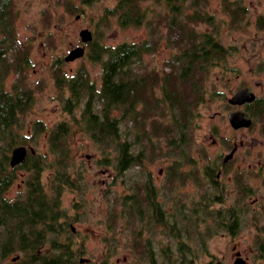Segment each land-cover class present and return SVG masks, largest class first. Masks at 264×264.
<instances>
[{"label": "rangeland", "instance_id": "1", "mask_svg": "<svg viewBox=\"0 0 264 264\" xmlns=\"http://www.w3.org/2000/svg\"><path fill=\"white\" fill-rule=\"evenodd\" d=\"M116 1L93 0L85 3L82 0H72L71 5H68V0H8L12 38L22 43L29 50L26 72L23 68L25 80L23 77L20 78L33 87L34 93V101L31 107L20 117L21 120H24V127L21 132L29 136L28 141L22 143L31 145L39 151L47 152V131L59 121H66L71 124L70 131L67 133L70 161L74 168L83 171L84 179L82 181L87 183V187L83 190L82 195L86 199L85 204L88 205L90 212L89 220L78 223V228L82 232H85L89 226L95 229L98 227L101 191L104 190V185L107 189L110 186L104 181H131L136 172L128 169L120 175L123 179L119 178L120 176L115 178L111 168L115 165V158L110 154L109 163H107L105 161L106 154H103L101 148L89 138L82 129L81 123L78 120L75 123V118L78 119L81 107L79 106L69 113L63 109V100L69 94L66 82L71 76H75L79 70L84 71L86 79L88 78L96 89L101 83V61L106 56L101 55L96 59L91 56L90 42L84 44L80 38L79 31L81 29L88 28L91 30L93 37L102 46H113L122 41L140 42L147 38L158 40L155 48L144 52L141 58L134 60L130 66L131 71L137 76H141L145 83L150 82L146 94L148 101L145 103L148 105L156 102V108L153 112L147 111L146 113L143 111L145 104L139 102L135 120L140 121V123L137 124L133 119H125L126 122L120 123V130L126 134L122 135L121 138H129L131 142L135 143L134 149L137 150L135 153H140L139 156L141 157L139 164L153 166L155 173L158 167L165 163L163 150L171 149L169 145V138L171 137L164 131V128L169 130L171 125L170 106L168 100L162 96L160 80L163 72L170 69L167 61L176 65L177 60L174 57L180 56V48L176 43L167 42V28L164 23H161V21H166L164 16L168 15L169 10L163 5V0H141V7L147 11V13L145 12L146 19L139 25L122 26L118 23L115 14L111 15L107 12L108 8L112 7ZM192 1L200 3L198 9L202 14L208 16V20L191 23L190 31L212 32L215 34L216 40H220L226 46L232 44L236 46V50L229 51L221 64L209 66L204 73L206 75L204 77L205 98L195 108L198 116L190 125L188 130L190 134L189 143L188 146L185 145L184 149L186 147L189 149L205 147L212 155L211 158H215L218 152L226 151L228 146H225L224 143H215L213 137L209 135L211 126L217 124L221 129L220 134L243 141V144L238 148L240 152L235 156V167L239 169L240 167H247L249 164L253 165L260 161L261 149H264V134L260 131L261 123L258 120L256 125L246 132L232 131L226 119V113L232 107L227 105V97L231 96L232 91L238 85L244 83H249L259 92L254 81L263 74V70H260L259 67L264 58V46L258 43L260 40H255V45L252 40H248V35H253L256 31L252 25L247 27L245 24H241L239 27L240 23H230L227 11L222 9L220 0H182L181 9L184 10L183 12L188 11L185 4ZM181 16L183 17L182 14ZM147 20L149 24L145 23ZM166 35L167 39L165 38ZM8 44V35L6 37V32L0 31V51L5 50ZM78 45L86 46L85 53L73 60H65L64 56L68 51ZM13 53L14 48L9 49L7 47L4 57L11 60ZM151 75H157V80L152 81ZM16 77L17 72L9 70L4 75V87L8 90L13 89L12 85ZM57 81L62 86H58ZM213 112L217 114L210 118L209 115ZM118 113L120 114V111ZM36 120L44 122L46 131L37 133L32 131ZM125 128H131L130 133H126ZM150 129L155 133L149 136ZM173 132L175 139L172 140L176 143L179 136L175 134V131ZM31 134L33 135L31 136ZM179 142L183 141L179 140ZM179 144L181 145V143ZM142 145H145V148H141ZM192 154L199 157L197 153L192 152ZM183 169L185 168L182 167L181 170ZM47 172L45 170L44 174ZM24 175V170L17 169V178L8 188V196H17V184ZM226 176L227 174L221 179L217 177V181L225 186L223 193L230 196L227 193H232V191L226 193ZM173 180H177L176 183H178L179 179L171 178L170 181ZM185 184L188 197H190V192L197 188V184L192 177H188ZM258 184L259 178H255L254 185ZM111 187L113 192L118 190L116 184H111ZM113 195L114 193L111 194V196ZM71 196H73V192L66 190L64 199H62L63 208L68 209ZM106 198L108 201L110 200L109 197ZM249 198H260L261 205L257 206L256 209L264 211V195L253 192ZM111 206L112 204H108V208ZM86 247L89 251L97 254V250L92 249L91 241L86 240ZM9 257L5 258L3 264L8 263Z\"/></svg>", "mask_w": 264, "mask_h": 264}, {"label": "flooded vegetation", "instance_id": "2", "mask_svg": "<svg viewBox=\"0 0 264 264\" xmlns=\"http://www.w3.org/2000/svg\"><path fill=\"white\" fill-rule=\"evenodd\" d=\"M173 2L174 0H163V5L169 10L168 15L164 16L166 21H161L166 28L170 27V9ZM181 2L182 0H177L176 4L180 6ZM220 2L222 9L227 11L230 23H240L239 27L241 24L247 27L252 25L256 31L255 34L248 35V40H252L254 45L255 40H260L258 43L264 46V0ZM91 33L93 40V32ZM167 40H171L170 37ZM222 45L228 50L226 55L229 51L236 50V46L232 44ZM83 46L85 53L86 46ZM167 64L171 69V62L167 61ZM259 69L263 70V74L254 81L259 92L249 83L240 84L232 91L234 93L247 87L255 95L253 100L232 104L228 102L229 96L227 97V105L232 107L228 109L226 119L232 131L246 132L259 120L260 131L264 134V58ZM255 99H259L260 104L258 118L252 116V103ZM231 111H242L245 117L250 118V124L233 127L228 119V113ZM216 114L213 112L209 116L212 118ZM220 133L221 129L217 124L209 129V135L215 143H224L229 148L216 153L215 158H211L212 155L205 147L189 150L180 147L165 149V163L158 167L155 173L153 166L139 164L141 157L135 150L132 151L133 156L137 154L134 164L111 166L115 178L128 169L134 170L136 175L131 181H104L110 185V191L106 185L101 191L98 227L95 229L89 226L85 232L80 231L78 223L89 220L90 216L88 205L85 204L86 199L82 195L87 183L82 181V169H76L72 165L73 171H80V180L72 181L58 191L60 206L56 209L58 215L54 216L53 227L60 241L68 243L75 263L264 264V211L256 209L261 205L260 198H249L253 192L264 195V149H261L259 162L238 169L234 165L235 156L240 152L238 148L243 141ZM119 134L122 139L121 136L125 133L120 130ZM179 140L181 141L182 137L179 136L175 144L181 146ZM130 144L135 145L133 141ZM25 146L27 150L33 147ZM192 152L197 153L199 157H195ZM182 167L185 169L181 170ZM226 174V193L232 191L227 193L230 196L223 193L225 186L217 181V177L221 179ZM78 175L74 174L73 178ZM188 177H192L197 184V188L190 192V197L185 184ZM119 178L123 179L122 176ZM171 178L179 179L178 183L177 180L170 181ZM255 178H259L258 185H254ZM111 184H116L118 190L113 192ZM66 190L73 192L68 209L62 207ZM108 204H112L111 208H108ZM86 240L91 241L92 249L97 250V254L89 251ZM212 241L214 242L211 243ZM56 252L57 245L52 241L40 245H24L19 251L13 250L11 255H7L10 256L8 264H21L23 260L24 263L31 262L32 260H28L31 257L53 256ZM39 263L40 260H37L36 264Z\"/></svg>", "mask_w": 264, "mask_h": 264}, {"label": "trees", "instance_id": "3", "mask_svg": "<svg viewBox=\"0 0 264 264\" xmlns=\"http://www.w3.org/2000/svg\"><path fill=\"white\" fill-rule=\"evenodd\" d=\"M71 1L68 0L67 4L71 5ZM90 1L93 0H82L85 3ZM176 2L177 0L171 4L170 27L167 28L171 40L167 42L179 45L180 56L177 55V59L174 57L177 60L176 65L171 64L170 71H166L162 76L160 89L170 106L171 125L169 130L164 129L171 137L169 145L171 148L180 147L172 140L175 139V131V134L182 137L181 148L184 149L189 143L190 125L198 116L195 108L205 98L204 73L209 66H218L224 61L227 49L216 40L212 32L190 31L191 23L208 20V16L198 9L199 2L187 3V12H183L182 4L179 6ZM107 12L115 14L122 26L141 24L146 19L145 12L147 13L141 7L140 0H117ZM9 19L8 0H0V31L6 32V37H9L6 49L14 48L11 60L4 57L6 49L0 51V264H3L13 250L19 251L24 245H40L51 241L58 248L55 255L31 257L28 259L32 260L31 262L24 263L23 260L21 264H36L37 260H40L39 264H76L73 253L68 249V243L60 241L53 227L54 216L58 215L56 209L60 206L58 191L64 185L80 180V171H73V163L70 161L67 133L71 124L59 121L47 131V152L31 147L33 151L31 148L27 150L22 161L14 167L10 165L12 148L28 141L29 136L21 132L24 120L20 117L31 107L34 93L33 87L23 82L24 71L26 72L25 68L29 62V50L22 43L13 40ZM145 23L149 24L148 20ZM157 43L158 40L144 39L140 42L122 41L113 46H102L94 38L89 43L91 56L94 59L101 55L106 56L101 61L102 77L99 90H95L94 84L86 79L83 70H79L66 82L69 96L63 100L64 111L69 113L81 107L75 123L78 120L89 138L106 154L107 163L111 155L115 158L117 167L134 164L137 154H140L133 156L132 151L135 152V149L129 138L120 139L119 123L126 122L125 119L136 121L139 102L145 104L143 111L146 113H151L156 108V102L148 105L145 103L148 101L146 94L150 82L145 83L141 76L131 71L130 66L134 60L141 58L144 52L155 48ZM9 70L17 72L11 90L6 89L3 83L4 75ZM151 80L156 81L157 75H151ZM57 85L62 86L59 81ZM259 105V99L252 103V116L257 118ZM136 123L139 124L140 121ZM45 129L42 120H36L32 127L34 133L44 132ZM124 131L130 133L131 128H125ZM152 133L155 132L150 129L148 135ZM141 148H145V145ZM186 150L189 148L186 147ZM17 169L24 170L25 175L17 184V196L10 197L7 191L17 178ZM45 170L48 171L46 174ZM74 174L78 177L73 178Z\"/></svg>", "mask_w": 264, "mask_h": 264}, {"label": "water", "instance_id": "4", "mask_svg": "<svg viewBox=\"0 0 264 264\" xmlns=\"http://www.w3.org/2000/svg\"><path fill=\"white\" fill-rule=\"evenodd\" d=\"M80 38L82 42H88L92 39V33L88 28H83L79 31ZM84 53V46L78 45L72 47L65 56L66 60H72L78 56H81ZM255 97L254 93L249 91L247 87L240 88L232 93L228 97V102L235 104L241 103L244 101L253 100ZM228 119L230 124L237 128L240 126H247L250 124V118L244 116L242 111H231L228 113ZM33 151V149L31 148ZM27 153V148L25 145L19 144L12 148L10 154V165L13 166L16 163L22 161Z\"/></svg>", "mask_w": 264, "mask_h": 264}]
</instances>
